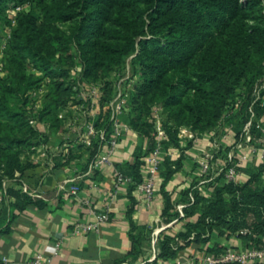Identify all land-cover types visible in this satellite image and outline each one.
Masks as SVG:
<instances>
[{"label": "trees", "instance_id": "16d2710c", "mask_svg": "<svg viewBox=\"0 0 264 264\" xmlns=\"http://www.w3.org/2000/svg\"><path fill=\"white\" fill-rule=\"evenodd\" d=\"M26 3L35 11L22 8L11 25L10 7ZM6 26L10 34L0 76V189L3 182L32 167L25 152L44 140L29 122L31 92L48 80L36 118L56 128L57 110L72 96L69 71L77 57L83 76L102 82L108 93L106 79L132 56L136 81L126 117L148 144L143 153H135V162L121 166L119 172L131 178L132 187L142 181L140 157L155 146L150 111L160 106L167 136L163 149L181 151L176 159L163 155L159 164L165 221L178 212L164 186L181 168L182 150L191 145L188 141L181 146L179 128L187 127L195 135L210 132L238 99H243L244 108L248 105L246 96L264 76V0H0V39ZM260 93L264 97V87ZM262 97L253 104L256 121L264 118ZM236 118L231 125L238 137L245 119ZM108 122L105 114L97 126L107 128ZM251 134L260 145L263 135L255 122ZM245 172L243 182L220 173L215 184L210 182L209 194L182 190L181 200L188 199L189 192L193 195L185 216L198 213L197 219L187 221L184 231L162 233L158 257L171 258L189 243H208L205 251L218 255L224 250L219 238L233 234L248 247H262L264 163ZM6 193L14 199L8 205L10 213L44 204L11 187ZM242 229L247 232L240 233ZM131 230L130 254H137L144 232L133 224Z\"/></svg>", "mask_w": 264, "mask_h": 264}, {"label": "crops", "instance_id": "0c3cea01", "mask_svg": "<svg viewBox=\"0 0 264 264\" xmlns=\"http://www.w3.org/2000/svg\"><path fill=\"white\" fill-rule=\"evenodd\" d=\"M4 32L5 37L0 39L1 64L4 59L7 30ZM2 75H4L3 69L0 72V76ZM47 81L44 80V82ZM111 96L112 88L108 93L105 88H102L100 101L90 118V122L96 129L100 128L97 123L102 122L105 114L109 119L110 110L107 103ZM70 99L66 105L57 110L58 127L53 128L50 122L37 118L35 129L44 136V140L25 152L32 167L22 174H17L15 178L5 181L6 187L17 189L33 199L42 200L44 204L31 205L10 213L8 205L14 199L6 193L7 198L0 206V259L5 257L8 264H29L33 256L42 254L50 258L49 264H119L122 262L203 264L201 258L206 252L208 243H189L171 258L163 259L157 255L151 259L153 231L160 230V236L165 232L174 234L184 231V224L187 221L194 222L198 213L185 216L184 209L189 206L186 205L182 209L184 214L182 217L177 215L171 218L169 221L174 219L176 221L161 229V226L169 221H165L161 216L164 197L160 175L156 179L153 195L148 201L144 199L142 193L132 187L131 183L116 182L115 172H119L121 166L135 162V153L137 151L143 153L148 144V138L133 129L127 131L120 139L109 162L90 169V160L98 152L97 139H93L90 146L74 141V130H71L69 125L73 117L79 115L81 108H84V102L73 101L76 103L73 107ZM62 109H68V112L66 117L60 119L58 114ZM224 129H227L225 141L221 146L224 147V151L213 156V160L217 163L222 161L225 153L232 149L240 136L239 133L238 137H235L232 126L227 125ZM189 132L194 134L190 129ZM210 133L213 132L196 136L194 134L192 138L186 136L179 139L181 146H185L188 141L191 145L182 150V166L164 186L171 195L177 212L176 205L188 201V199L181 200V191L192 188L197 160L209 146ZM64 143H67L68 148L62 151ZM250 145L255 148V151H247V146L237 151V154L245 153L246 158L237 166L235 181L243 182L247 178L245 169L264 163V157L260 156V148L256 140H252ZM94 148V153L90 155V151ZM165 151L167 152L165 155L171 159H176L181 154V151L175 148ZM140 160L143 162V156ZM234 161L236 162L237 159L234 158ZM139 172L143 178L144 163L140 165ZM70 185H76L79 188L78 192L69 193ZM23 186H26L32 194L25 192ZM209 187L204 186L201 193L209 194L212 191ZM100 214L106 216L104 221H98ZM79 222H97V229L86 233H75L73 227ZM131 224L144 232L140 252L137 254H130V235L133 233ZM219 241L224 248L245 249L248 247L245 240L235 234L222 236ZM252 264H264V262Z\"/></svg>", "mask_w": 264, "mask_h": 264}, {"label": "built area", "instance_id": "2783aa9c", "mask_svg": "<svg viewBox=\"0 0 264 264\" xmlns=\"http://www.w3.org/2000/svg\"><path fill=\"white\" fill-rule=\"evenodd\" d=\"M22 6H11L8 10V18L10 24H14V18L18 11H20ZM9 28L7 30V35H9ZM8 38V37H7ZM6 45V39L4 46ZM2 71V64L0 63V72ZM124 78L130 79L129 76L120 77L112 82V96L108 100V108L110 110V115L108 119L107 128L96 129L95 126L90 122L91 116H93L94 109L98 106L102 95L103 84L100 81H92L85 78L82 74V64L77 57L75 63L70 68L69 80L71 83V88L73 90L70 103L73 107L76 105L73 101L84 102V108H81L79 115H76L71 120L72 123L69 125L74 130V141L82 143L86 146H90L93 139H97L98 152L91 158L89 163V168H97L101 164L107 163L110 160L111 155L117 147L118 142L124 136V134L131 130V126L126 117L127 102L131 89H133L134 84L128 83L125 86ZM42 87V86H40ZM38 88L31 92V101L29 102V108L31 111V116L29 119L30 124L36 128L37 118L36 112L41 106L42 98L44 95V89ZM156 108H154L155 110ZM68 109H62L58 114V118L63 119L66 117ZM153 122V132L152 135L155 139L154 148L143 157V163L145 167V174L142 181L135 185V189L144 195L146 201L150 200L153 195L154 185L156 179L159 176V164L162 160L163 155L167 152L163 149L164 143L167 141V136L161 127L159 117L155 116L151 118ZM250 122L244 125L243 131L240 133L239 140L234 144L232 149L225 153V157L222 158L220 163L213 160L214 151L220 149L222 143L225 141L227 129L221 133H210L211 140H209L208 148L202 152L200 158L197 160V168L194 173V185L192 189H197L199 191L206 185L210 186L209 189L212 190L213 185L209 182H213L214 178L220 173H223L225 178L228 180H234L237 175V166L246 158L245 153H238L241 150L248 147L247 151L253 152L255 148L251 146L252 134L250 132ZM256 128L259 129L260 133L263 135V139L260 148V156L264 157V127L256 124ZM188 132V133H187ZM195 134V133H194ZM189 129L186 127H180L178 131V138L182 139L186 136L192 138L194 136ZM196 136V135H195ZM62 151L68 148L67 143L62 145ZM237 154V155H236ZM234 158L237 161H234ZM116 182L125 181L132 183L130 177L123 175L122 173L115 172ZM215 184V182L213 183ZM23 190L29 194H32L27 190L26 186H23ZM79 188L76 185H70L68 187V192L71 194L77 193ZM202 192V191H201ZM6 186L5 182L2 184L0 189V206L4 200H6ZM193 202V195L191 192L188 194V201L186 203H178L176 208L178 210V215L182 217L184 214L182 212L183 207L189 205ZM106 216L100 214L98 216V221H104ZM176 220H171L161 226V229L169 226L172 222ZM96 223H76L73 227V232L75 233H86L88 231H95L97 229ZM159 231H153V237L151 240L152 244V258L157 256L160 252L158 247V241L160 239ZM246 229H242L240 233H246ZM180 242V241H179ZM181 243V242H180ZM203 264H252L254 262H264V245L260 248L247 247L245 249H236L232 247L224 248L223 252L218 255H213L211 253L205 252L201 258ZM50 258L42 254H36L30 259L29 264H49ZM0 264H8L5 257L0 259ZM119 264H130L128 262H122Z\"/></svg>", "mask_w": 264, "mask_h": 264}, {"label": "rangeland", "instance_id": "374dc122", "mask_svg": "<svg viewBox=\"0 0 264 264\" xmlns=\"http://www.w3.org/2000/svg\"><path fill=\"white\" fill-rule=\"evenodd\" d=\"M30 9H33V11H35L32 4L26 3V5L23 7V10H25V11L30 10ZM8 28L9 27L6 26L3 30H8ZM9 34H10V32H9ZM8 36L9 35H6L5 39H7ZM131 57L132 56H127L124 59L122 67L117 69V70H114L110 74V76L106 79L110 84V88H112V82L114 80L120 78V77L129 76L130 79L124 78L125 86H127L128 83H132V84L135 83L136 77L132 76V68H131V64H130V58ZM46 84H47V82H43L41 84L43 86L40 87V88L44 89V94L47 92V85ZM69 85L71 87V83H69ZM263 87H264V76H263V78L258 80V82L255 84L252 91L246 96V98L249 102L248 105L244 108L243 107V99L242 100L238 99V101L236 103L231 104L229 106V109L227 110L226 114L222 116L217 127L210 130V132H213L214 134L224 132V128L227 127V125L232 126L231 124H233L232 122H234L233 119L235 118V121H237L238 119L236 117H239V116L242 117V119H245V121L243 122V124L241 126L240 133L243 131L244 125L248 122H250V128H249L250 132H251V128H252L254 122H255V127H256V124H259V125L264 127V118L256 121L255 115H254V110H253L254 109L253 108L254 101L257 100L258 98L262 97L260 91L262 90ZM71 90H72V88H71ZM132 90L133 89H131V92H132ZM131 92H130L128 101L130 100ZM72 93H73V90H72ZM262 98H264V97H262ZM154 108H156V109L154 110ZM155 116L159 117L160 124L162 127V118H163L162 109L158 105L152 106L151 111H150V117L154 118ZM223 151H224V147H220V149L214 151V156H216L219 153H223Z\"/></svg>", "mask_w": 264, "mask_h": 264}]
</instances>
